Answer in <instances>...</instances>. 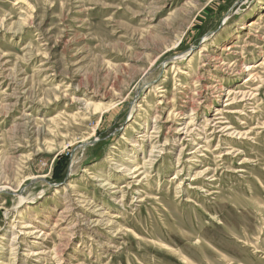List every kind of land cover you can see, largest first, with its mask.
<instances>
[{
  "label": "rangeland",
  "instance_id": "374dc122",
  "mask_svg": "<svg viewBox=\"0 0 264 264\" xmlns=\"http://www.w3.org/2000/svg\"><path fill=\"white\" fill-rule=\"evenodd\" d=\"M0 264H264V0H0Z\"/></svg>",
  "mask_w": 264,
  "mask_h": 264
},
{
  "label": "bare ground",
  "instance_id": "6f19581e",
  "mask_svg": "<svg viewBox=\"0 0 264 264\" xmlns=\"http://www.w3.org/2000/svg\"><path fill=\"white\" fill-rule=\"evenodd\" d=\"M254 26H256V23H255V22H251V24L249 25V27H254ZM235 47H236V46H235ZM230 48H231V47H230ZM222 66H223V65H222ZM253 68H254V67H251L250 70L253 69ZM230 105H231V104H230Z\"/></svg>",
  "mask_w": 264,
  "mask_h": 264
}]
</instances>
